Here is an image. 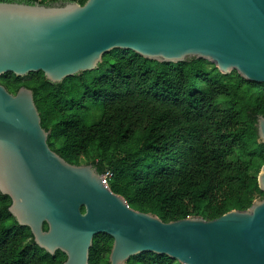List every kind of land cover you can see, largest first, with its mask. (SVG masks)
<instances>
[{
    "label": "water",
    "instance_id": "95a60500",
    "mask_svg": "<svg viewBox=\"0 0 264 264\" xmlns=\"http://www.w3.org/2000/svg\"><path fill=\"white\" fill-rule=\"evenodd\" d=\"M113 49L158 62L202 58L221 74L264 83V0L0 1V76L41 71L60 83L97 69ZM256 129L264 143V116ZM49 133L32 90L0 84V193L38 247L65 255L62 264H88L99 233L113 240L108 264L143 252L180 264H264V198L212 220L163 222L132 209L91 164L65 161L49 147ZM257 183L264 191V164Z\"/></svg>",
    "mask_w": 264,
    "mask_h": 264
},
{
    "label": "trees",
    "instance_id": "16d2710c",
    "mask_svg": "<svg viewBox=\"0 0 264 264\" xmlns=\"http://www.w3.org/2000/svg\"><path fill=\"white\" fill-rule=\"evenodd\" d=\"M0 84L11 93L31 89L40 124L50 131L49 147L68 163L91 164L100 174L110 170L109 189L132 209L163 222L212 220L264 198L257 183L264 143L256 129L257 116H264V83L236 71L221 74L202 58L158 62L113 49L97 69L60 83L38 71L5 73ZM10 203L0 193V264H62L65 255L38 247L29 228L8 212ZM112 242L105 233L95 235L88 264H108ZM125 264L180 263L143 252Z\"/></svg>",
    "mask_w": 264,
    "mask_h": 264
},
{
    "label": "built area",
    "instance_id": "2783aa9c",
    "mask_svg": "<svg viewBox=\"0 0 264 264\" xmlns=\"http://www.w3.org/2000/svg\"><path fill=\"white\" fill-rule=\"evenodd\" d=\"M112 176V173L110 170H106L103 174H101V177L103 178L106 186H108V181L110 180Z\"/></svg>",
    "mask_w": 264,
    "mask_h": 264
},
{
    "label": "rangeland",
    "instance_id": "374dc122",
    "mask_svg": "<svg viewBox=\"0 0 264 264\" xmlns=\"http://www.w3.org/2000/svg\"><path fill=\"white\" fill-rule=\"evenodd\" d=\"M232 159H234V158H232ZM256 167H257V165H253L252 168H251V170L253 171L254 168H256Z\"/></svg>",
    "mask_w": 264,
    "mask_h": 264
}]
</instances>
